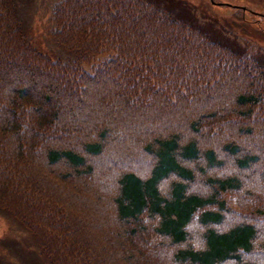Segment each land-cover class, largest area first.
<instances>
[{"label":"trees","instance_id":"16d2710c","mask_svg":"<svg viewBox=\"0 0 264 264\" xmlns=\"http://www.w3.org/2000/svg\"><path fill=\"white\" fill-rule=\"evenodd\" d=\"M150 0H0V209L43 264H264V64Z\"/></svg>","mask_w":264,"mask_h":264},{"label":"rangeland","instance_id":"374dc122","mask_svg":"<svg viewBox=\"0 0 264 264\" xmlns=\"http://www.w3.org/2000/svg\"><path fill=\"white\" fill-rule=\"evenodd\" d=\"M264 64V0H150ZM27 33L44 50L61 59L70 56L49 36L54 0H15ZM33 234L0 209V264H43Z\"/></svg>","mask_w":264,"mask_h":264}]
</instances>
